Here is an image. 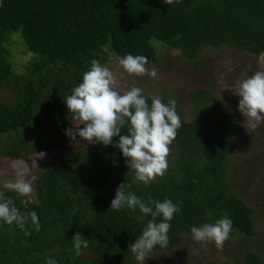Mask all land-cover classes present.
Instances as JSON below:
<instances>
[{
	"label": "trees",
	"instance_id": "obj_1",
	"mask_svg": "<svg viewBox=\"0 0 264 264\" xmlns=\"http://www.w3.org/2000/svg\"><path fill=\"white\" fill-rule=\"evenodd\" d=\"M17 31L33 57L22 72L13 73L8 35ZM160 47L178 50L183 58L197 56L203 46H230L258 55L264 53V0H0V152L16 158L37 150L59 148L69 139L73 116L65 98L82 82L91 61L103 64L108 56L143 55L155 62ZM151 105V94H142ZM181 120L170 166L149 184L135 173L113 143H88L72 152L66 164L49 165L33 181L34 200L11 190L21 214L36 212L40 230L31 219L22 230L15 222L0 221V264H140L129 245L142 234L151 215L125 207L110 208L117 188L148 202L170 199L180 212L169 222L168 244L177 245L193 226L216 223L227 216L233 222L229 236L255 233L252 210L234 191L225 175L228 157L235 151L229 135L230 109L212 92L197 88L187 92L189 118L180 98ZM185 99V100H187ZM126 124L121 135L128 134ZM130 185V187H128ZM27 201V206L21 202ZM155 210L154 204L150 205ZM162 216L155 218L159 223ZM88 241L81 255L73 251V236ZM26 233H28L26 235ZM203 264H232L227 259ZM241 264H264L252 250L244 249Z\"/></svg>",
	"mask_w": 264,
	"mask_h": 264
},
{
	"label": "clouds",
	"instance_id": "obj_2",
	"mask_svg": "<svg viewBox=\"0 0 264 264\" xmlns=\"http://www.w3.org/2000/svg\"><path fill=\"white\" fill-rule=\"evenodd\" d=\"M162 2L172 5L174 0ZM147 64L148 59L143 55L128 54L119 59V65L129 75H148L156 79V70L153 68L149 71L145 67ZM117 88L118 81L114 73L98 60H92L90 69L83 74L82 82L65 98L73 119L79 122L75 129L69 128L65 134L76 143H79L78 136L88 143H102L105 146L112 144L113 137L118 136L119 140L115 146L127 158L125 162L134 171L135 179L147 185L167 171L169 146L176 137L177 129L181 127L180 117L176 113V101L171 100L166 105L160 97L152 96L149 106L141 88L134 86L123 93ZM230 90L240 97L238 110L248 119L249 127L256 129L264 121V71L255 72ZM81 124L84 125L83 128L79 127ZM126 124L129 125L128 134L121 135V130ZM34 163L36 165V162ZM18 175L21 178L15 182H6L4 187L20 197L30 196L33 191L31 183L22 178L23 172ZM125 187V183L119 185L110 208L117 211L125 207L133 211L139 209L142 215L138 219L143 220L145 215H151L153 218L148 221L139 238L129 245L136 260L144 264L147 254L157 245L161 248L167 246L168 231L171 227L169 222L181 208L170 199L163 202L149 199L145 202L134 193H126ZM21 202L27 206V201ZM151 204H154L155 210ZM158 216L163 217L159 223L155 220ZM29 218L35 230L39 231L40 223L36 212L21 214L10 197L5 198L0 194V221L9 225L15 222L23 230ZM232 227V220L225 216L214 224L193 226L190 231L195 242H214L217 249L222 250ZM72 240L73 251L76 256H80L82 247L88 248V241L82 238L80 232L74 234ZM47 264H56V261L48 258Z\"/></svg>",
	"mask_w": 264,
	"mask_h": 264
},
{
	"label": "rangeland",
	"instance_id": "obj_3",
	"mask_svg": "<svg viewBox=\"0 0 264 264\" xmlns=\"http://www.w3.org/2000/svg\"><path fill=\"white\" fill-rule=\"evenodd\" d=\"M151 43L156 47L157 59L145 67L149 71L153 68L156 70V79L148 75H129L119 65V59L111 55L101 65L114 73L118 81L117 90L121 93L135 86L143 90L142 94L161 97L165 93L173 99L180 98L179 101L184 104L182 112L185 118L190 115L188 91L205 88L221 99L231 112L228 129L235 145V151L228 157L225 175L233 191L250 206L255 233L250 237L229 236L222 250H218L214 242L200 244L193 240L191 233H183L179 243L172 248L149 252L144 264H203L219 259L241 264L244 249L254 251L264 261V121L256 129H251L248 119L238 110L240 97L230 90L255 72L264 71V53L254 55L227 45L203 46L197 56L186 59L178 50L164 44V47H160L161 43L156 40H151ZM5 47L9 52L12 72H22L33 55L26 49L17 31L9 33ZM6 95L7 91L0 92V96L7 98ZM77 124L79 122L73 119L71 128L75 129ZM79 127L83 128L84 125ZM77 141L79 143L69 139L59 148L37 150L16 158L0 152V192L7 190L4 187L6 182L21 178L18 175L20 172L24 173L22 178L30 182L33 188L38 171L49 165L66 164L69 155L83 149L87 142L78 136ZM172 151L170 148L168 167L172 164ZM25 198L34 200L33 191Z\"/></svg>",
	"mask_w": 264,
	"mask_h": 264
}]
</instances>
